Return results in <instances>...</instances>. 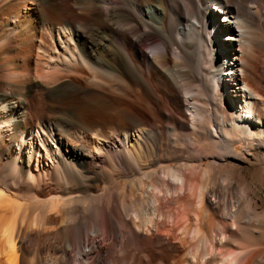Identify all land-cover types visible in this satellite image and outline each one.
Here are the masks:
<instances>
[{
	"label": "bare ground",
	"instance_id": "bare-ground-1",
	"mask_svg": "<svg viewBox=\"0 0 264 264\" xmlns=\"http://www.w3.org/2000/svg\"><path fill=\"white\" fill-rule=\"evenodd\" d=\"M0 1L27 5L5 23L29 25L20 33L30 47L38 28L63 40L56 56L64 72L77 63L128 91L114 104L97 77L86 85L58 78L57 98L47 107L73 109L76 120L60 128L48 117L35 127L33 84L20 82L31 56L13 74L19 81L0 84V176L9 187L31 185L49 171L56 185L72 181L77 161L92 185L107 162L131 173L121 194L118 186L107 188L109 204L102 195L66 225L59 264H264V0ZM87 109L99 119L92 122ZM208 117L212 125L203 126ZM117 119L123 125L114 128ZM111 130L118 134L114 147L106 144ZM70 137L87 140L90 149L86 142L70 146ZM201 138L220 149L246 143L241 153L214 156L216 189L212 170L187 157L201 151ZM6 190L0 188V234L13 222L6 237L12 248L15 229L27 231L9 218L14 206ZM6 244L0 242V264H18Z\"/></svg>",
	"mask_w": 264,
	"mask_h": 264
},
{
	"label": "rangeland",
	"instance_id": "rangeland-1",
	"mask_svg": "<svg viewBox=\"0 0 264 264\" xmlns=\"http://www.w3.org/2000/svg\"><path fill=\"white\" fill-rule=\"evenodd\" d=\"M6 3H7L6 1H0V84L1 82L19 81L20 78H16L17 75L14 76L13 74L19 73V71H21L20 66L21 65L24 66L27 64L26 57L31 56L30 74L27 76L28 78L22 76L20 82L24 83L29 78L32 81L31 83L33 84V89L31 92L32 95L29 98L31 100L29 108L32 112L36 113L33 119L35 127L42 125V122L47 121L48 117L51 118L50 121L54 122L55 124L56 122H58L57 123L58 126L65 125L67 123H72L76 120L75 111L73 109L70 108L49 109L47 107L48 103H52V101L55 98H57L56 97L57 93L55 92L56 83L54 82V80H58V78H59L58 82L69 81L73 78L74 79L77 78L75 79L77 82L81 84H85V83L88 84L90 81L93 80V78L97 77L102 82H104V89L106 93L111 97L110 100L111 101L114 100L113 101L114 104L117 103L118 101H120L119 103L122 104L123 98L126 95V93H128V91L125 90V88L122 86L121 83H119L118 80L116 79L114 80V78H110L108 76L100 75V73L97 72L96 70H93L87 66L79 65L77 63H75L76 65L75 64L73 65L74 67H72V73H68L66 71L64 72V70H66V67L61 63L62 57L60 56L58 59L57 58L58 56L56 55L58 54V52L59 54L62 53L63 47H65L66 44L65 43L63 44V40L59 38L58 39L52 38L51 37L52 35H50V33L48 36V33L44 28L43 29L38 28L36 37L33 38L34 39L33 41L35 43L32 47H30L29 46L30 39L28 40V35L20 33L26 28H28L29 25H22L18 27L16 30L11 26H7V24L5 23L7 20L8 21L12 20V17H14L15 15L17 14L19 15L21 14V12L22 13L26 12L27 5L24 6L22 4H18L17 2L13 4L12 3L6 4ZM22 22L23 20L20 21V24ZM18 32L20 34H18ZM70 42L72 46L77 45L75 39L71 40ZM153 48H154L153 45L152 46L146 45L144 47V49L147 52H151ZM26 53L27 55H25ZM22 56L25 57L26 59L22 58ZM58 69L62 71H58ZM7 70L9 72H7ZM42 75L44 78L42 77ZM13 76L14 78H12ZM6 78L9 80L7 81ZM195 88L196 87H193V89ZM87 110L89 111V115L88 114L87 115L89 116V119L92 120V122L99 119L94 109H87ZM144 114L148 118H152V115L150 113H144ZM208 118L211 119V120L209 119L210 122L209 120H206V124L204 123L203 126L212 125L213 122L212 118L211 117ZM207 121L209 123H207ZM118 125H123V119L115 120L113 127L118 128L117 127ZM161 125H165V124L161 123ZM59 127L61 128V126ZM75 131H79V130L77 128H74L72 132ZM114 132L113 130H111L109 133L113 134ZM111 134H109L110 142H106L108 147H114L115 145H117L115 143V138L118 137V134L114 133L115 134V135L113 134L114 136H112ZM181 134L184 138H187L189 132L181 131ZM85 142L88 144H86ZM69 143L70 146L73 144L78 145L80 143L81 144L84 143L86 144V146L88 145L89 149L91 145L90 142H88L87 140L83 141V139L78 137L75 138L70 137ZM236 145H237L236 149H233L232 147L231 149H229L228 147H224L223 149H220L217 145L211 143L209 139L201 138L199 142V147L201 148V151L195 155L188 154L187 157L189 159L191 157L192 158L196 157V159L193 160L192 158L190 159V162L192 164L204 162L205 167L207 169L212 170L213 175L218 179L217 182L214 185H212L213 189H216L217 183L220 182L221 174L219 173L216 167L210 166V164H212L213 161L215 160L214 157L215 155L241 153L246 149V143L244 142V140H242L240 143ZM4 162L5 159L2 158L0 160V167L4 165L3 164ZM81 166L82 165L80 164V162L77 161L76 167H80L78 168V170L80 171L78 172L74 171V178L77 179L70 181V178L67 177L63 178L60 182L61 184H59L60 186L58 184L56 185L50 171L48 173L46 172V175L40 181L35 179L31 181V185H26L24 183L25 185L22 184L21 186H16L13 188L9 187L8 184L3 182L1 180L2 177L0 176L1 177L0 188L8 189L6 190L7 196L9 198L8 203H11L14 206L13 211H11V213H9L8 216H10L9 218L11 219L14 216H16V218L14 217V219H17L16 220L17 223H15V226L16 224L20 225L23 223V227L24 229L26 228L27 231L24 234L22 233L18 235V232L15 229L16 232L14 231V234L12 233L14 237L13 241L15 242V243L13 242L14 247L12 248H11L12 241L6 242V237L11 232L8 228H10L13 225L12 224L13 222L11 223L12 225L11 224L8 225V228H6L7 231H3L2 235L0 234L1 237L0 242L3 243V245H5L6 243L7 244L11 243V245L8 244L9 246L6 244L7 246L5 249V253L14 255L15 259L17 258L18 264H59L60 263L59 261L62 256V248L65 244V238L67 237L65 233L66 232L65 227L71 221V219L72 218L74 219L75 217H78L82 214L89 213V211H91V206L99 202L98 198L102 195H105L106 190L110 185H113L115 187L118 186L119 192L121 194L126 189V186L132 182V179L129 178L131 176L130 175L131 173H129L125 169H121L117 165L114 164L112 165L111 163L107 162L103 164L102 170H99L100 172L98 171L97 173L98 180L94 181L96 185L95 184L92 185L93 183L91 182L92 184H90L89 182H87L88 180L86 178V176H89L90 174L88 172L86 173L85 169L83 168L81 169ZM227 168L228 169H226V171L230 172L231 168L229 167ZM90 169H92L91 165H89L86 171H91ZM38 172L39 171L35 172V178L38 177L37 175ZM2 173L4 174V176L6 175L5 171ZM13 178L15 179V181L18 180V177H16L17 179L15 177ZM86 186L87 189L85 188ZM103 200L109 204L111 202V196L105 195ZM83 205L85 206L90 205V208L81 211L80 209ZM4 241L6 243H4ZM258 246H259L258 243L252 244V247H258ZM85 250L89 251L90 249L86 248ZM16 254L18 256H16ZM115 264H122V263L121 261H117ZM123 264H129V262H125Z\"/></svg>",
	"mask_w": 264,
	"mask_h": 264
}]
</instances>
